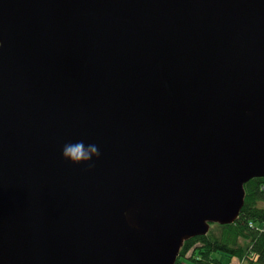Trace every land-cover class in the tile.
<instances>
[{
	"label": "water",
	"instance_id": "water-1",
	"mask_svg": "<svg viewBox=\"0 0 264 264\" xmlns=\"http://www.w3.org/2000/svg\"><path fill=\"white\" fill-rule=\"evenodd\" d=\"M258 177L264 0H0V264H175Z\"/></svg>",
	"mask_w": 264,
	"mask_h": 264
},
{
	"label": "trees",
	"instance_id": "trees-1",
	"mask_svg": "<svg viewBox=\"0 0 264 264\" xmlns=\"http://www.w3.org/2000/svg\"><path fill=\"white\" fill-rule=\"evenodd\" d=\"M244 204L231 224H211L207 234L184 241L175 264H264V177L244 185ZM190 252V255L187 253ZM230 258L223 262L216 254Z\"/></svg>",
	"mask_w": 264,
	"mask_h": 264
},
{
	"label": "clouds",
	"instance_id": "clouds-1",
	"mask_svg": "<svg viewBox=\"0 0 264 264\" xmlns=\"http://www.w3.org/2000/svg\"><path fill=\"white\" fill-rule=\"evenodd\" d=\"M100 152L98 147L94 144L85 146L83 141L76 143H66L62 149V157L72 162L73 164H80L82 162L92 161L93 157L99 158ZM94 163H88V169L93 168Z\"/></svg>",
	"mask_w": 264,
	"mask_h": 264
},
{
	"label": "rangeland",
	"instance_id": "rangeland-1",
	"mask_svg": "<svg viewBox=\"0 0 264 264\" xmlns=\"http://www.w3.org/2000/svg\"><path fill=\"white\" fill-rule=\"evenodd\" d=\"M214 224V223H213ZM187 255H190V252L189 253H187ZM216 257H218L219 259H221L223 262H227L228 263V261L230 260V258L229 257H227L226 255H223V254H216ZM238 260V259H237ZM236 259H234L233 260V262L235 263V264H238V263H240L239 262V260L237 261Z\"/></svg>",
	"mask_w": 264,
	"mask_h": 264
},
{
	"label": "crops",
	"instance_id": "crops-1",
	"mask_svg": "<svg viewBox=\"0 0 264 264\" xmlns=\"http://www.w3.org/2000/svg\"><path fill=\"white\" fill-rule=\"evenodd\" d=\"M234 259H236V258H232L231 260H230V264H235L234 262H233V260ZM237 260V259H236ZM238 261V260H237ZM238 264H240V263H238Z\"/></svg>",
	"mask_w": 264,
	"mask_h": 264
}]
</instances>
